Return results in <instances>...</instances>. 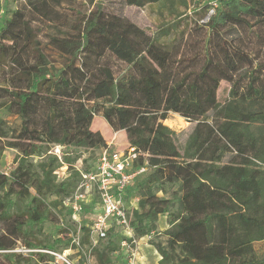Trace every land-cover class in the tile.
Listing matches in <instances>:
<instances>
[{
    "label": "trees",
    "instance_id": "16d2710c",
    "mask_svg": "<svg viewBox=\"0 0 264 264\" xmlns=\"http://www.w3.org/2000/svg\"><path fill=\"white\" fill-rule=\"evenodd\" d=\"M61 1L22 0L14 9L9 0L0 4V109L21 121L18 130H9L0 118L2 146L18 154L10 177L0 175V257L8 264L54 259L33 252H56L63 244L60 238L40 240L43 225L62 220L63 201L91 168L76 169L77 155L63 154L59 161L51 148L101 150L106 142L93 126L99 116L112 131L125 133L140 153L135 166L147 169L126 191L127 196L137 184V206L128 213L134 238L155 233L158 217H167L166 244L151 243L160 256L153 264H264L254 249L264 241V70L254 68L256 57L243 43L226 38L231 30L241 38L255 26V33L264 29V0H217L214 15L202 25L213 50L206 49L197 73L170 67L169 61L160 65L150 52L168 48L160 40L172 35L176 23L149 35L101 3L143 8L162 0H90L92 8L74 30L56 25ZM201 9L206 16V6ZM34 22L53 30L46 47ZM115 61L125 66L118 76ZM222 80L231 85L224 105L217 100ZM17 82L25 92L12 88ZM169 113L194 122L183 145L180 134L163 125ZM34 158H42L39 167ZM62 164L68 175L57 181L54 173ZM112 232L95 249L97 264H110L109 255L118 249ZM19 245L31 251L29 259L15 253Z\"/></svg>",
    "mask_w": 264,
    "mask_h": 264
},
{
    "label": "rangeland",
    "instance_id": "374dc122",
    "mask_svg": "<svg viewBox=\"0 0 264 264\" xmlns=\"http://www.w3.org/2000/svg\"><path fill=\"white\" fill-rule=\"evenodd\" d=\"M22 0H9L10 8H16ZM3 0H0L2 4ZM90 0H71V2L61 1L59 7L55 6V11L61 12L63 15L56 21V25L63 28L74 30L78 27L82 17L92 8ZM95 3V1L93 2ZM107 11H110L118 16L129 19L130 21L137 24L139 27L144 29L149 35H154L157 31L171 23H176L177 26L175 31L168 38L160 40L162 44H168V48L155 47L151 48L150 52L154 57V60L160 65H165L166 62H170V67L175 69H183L184 71L194 70L195 73L205 63L206 49L213 50V44L209 39V30L203 29L202 22L205 19L203 10L201 7L205 4L204 2L194 3L193 0H162L159 3L147 5L143 8H136L133 6H127L121 1H109L101 2ZM37 18L40 17L36 13ZM38 37L43 46L46 47L49 36L53 34V30L48 28L47 24H38L34 22ZM262 27L263 25L260 24ZM259 27H253L255 30L252 34L248 31L242 32V37H238V31L231 30L227 35L228 40H233L232 45L240 46L242 43L246 51H252L256 57L254 60V68L264 70V29L259 30L255 33ZM256 34L259 37H256ZM50 49V48H49ZM29 51V50H28ZM25 52L24 57L27 61L30 60V52ZM52 60L56 63H60V58L56 56V53L52 55ZM180 62V63H179ZM125 66L117 61L113 63V70L115 75H119ZM245 82L248 80L244 79ZM12 88L19 93L25 92L24 83L17 82ZM231 85L229 82L222 80L217 90V100L221 105L226 104L229 101V92ZM156 103L161 104V94L157 90L155 91ZM91 105V104H90ZM39 111L45 115V109L41 107ZM0 118L6 121L9 130H18L20 127V119L14 115H10L0 109ZM163 125L169 129L180 134V143L184 144L186 137L192 131L194 122H190L178 114L169 113ZM93 126L99 130L103 137H107L113 134L112 129L108 124L101 118L95 117ZM125 133L119 134L115 146L117 149H121L126 140ZM0 140V173L6 171L10 167L12 172L15 167V161H18V154L15 150L10 148H3V142ZM106 141V140H105ZM51 154L57 156L59 161H62L63 154L69 157L79 156V159L75 163V167L78 170H83L86 167L93 169L97 163V159L100 154V150H80L79 152L69 148H62L60 146H53L51 148ZM47 159L45 158L44 161ZM42 158H34L33 163L36 167L42 162ZM10 172V173H11ZM56 180L61 181L68 175V168L66 165L62 166L54 173ZM10 177V175H9ZM142 176H138L139 180ZM175 189V188H173ZM171 189L168 190L167 196L170 194ZM137 184L130 188L128 195L126 196L125 207L130 212L133 207L137 206L138 201ZM158 196H162L161 193ZM49 201L53 200V197H49ZM90 203H86L83 212L79 215L76 222L72 221L69 212L65 209H61L60 217L62 220L47 221L44 223L42 228V235L40 240H54L60 238L63 240L62 246L56 253H60L66 256L67 260L71 264H97L96 256L94 255L96 248H102L106 245L109 236L107 235L103 240H96L94 235L87 234L81 228L86 227L91 230L97 217L101 213V208L98 202V198L93 196ZM111 229L113 230L111 240L114 241L118 249L116 252L109 255L110 264H153L160 260V256L155 250L151 243L166 244V237L163 232L168 228L167 217L159 216L157 220V230L155 233L145 236L140 239L134 238L133 231L128 225L129 229L120 227L114 222L110 221ZM1 226V222H0ZM62 233V234H61ZM88 235V238H87ZM76 238L79 242V247L72 243V240ZM126 239H134L131 243L127 242ZM125 242V245H123ZM66 248V249H64ZM254 249L260 255H264V241L256 242ZM28 251L19 245L15 253H22L25 259H29ZM36 252V251H33ZM53 257V256H52ZM0 263L8 264L3 258L0 257ZM49 264H55L54 259Z\"/></svg>",
    "mask_w": 264,
    "mask_h": 264
},
{
    "label": "built area",
    "instance_id": "2783aa9c",
    "mask_svg": "<svg viewBox=\"0 0 264 264\" xmlns=\"http://www.w3.org/2000/svg\"><path fill=\"white\" fill-rule=\"evenodd\" d=\"M194 3L204 2L206 6V16L204 23L214 15L218 6L217 0H193ZM112 137L106 142V146L100 150L97 163L88 173L81 174V181L75 192L63 201V208L70 213L72 221L76 222L83 212L85 205L91 202V198L96 196L101 208V213L91 227V235L96 240L106 238L108 230L111 229L110 221L124 227L129 225L128 211L126 204V191L136 177L146 173L145 167H136L135 162L140 153L134 148L125 144L121 149H117L115 142L117 134L121 131H112ZM10 167L0 175L9 177ZM87 203V204H86ZM72 243L79 247L76 238ZM125 245V242H123ZM36 252L48 253L54 258L55 264H71L66 256L56 252L37 250Z\"/></svg>",
    "mask_w": 264,
    "mask_h": 264
},
{
    "label": "crops",
    "instance_id": "0c3cea01",
    "mask_svg": "<svg viewBox=\"0 0 264 264\" xmlns=\"http://www.w3.org/2000/svg\"><path fill=\"white\" fill-rule=\"evenodd\" d=\"M99 131V130H98ZM100 132V131H99ZM101 133V132H100ZM102 134V133H101ZM119 134H122V136H123V132H119L118 134H117V136L119 135ZM103 135V134H102ZM110 135V138H109V136H107V137H105L104 138V140H106V142L107 141H109L110 139H111V137H112V134H109ZM124 140H126L125 138H124ZM125 144H127V140H126V143ZM133 208H135V207H133Z\"/></svg>",
    "mask_w": 264,
    "mask_h": 264
}]
</instances>
